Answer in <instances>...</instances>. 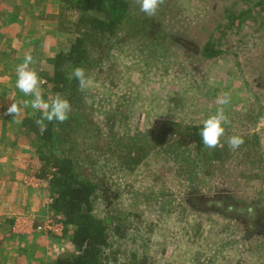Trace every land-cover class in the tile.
Instances as JSON below:
<instances>
[{"label":"rangeland","instance_id":"obj_1","mask_svg":"<svg viewBox=\"0 0 264 264\" xmlns=\"http://www.w3.org/2000/svg\"><path fill=\"white\" fill-rule=\"evenodd\" d=\"M235 1L238 0H164L153 16L162 22L164 34L163 41L152 51L155 56L138 55V48L131 45H125L123 51L112 48L103 64L93 71L94 79L87 87L89 93H94L95 115L99 119L104 109H118L128 115V126L137 129L157 127L161 120L179 121L183 126L202 123L215 113L217 97L228 92L231 102L224 107L230 124L224 126L221 142L243 133L251 145L248 151H227L228 160L211 177L204 175L206 165L193 157L190 143L179 147L183 157L173 153L167 156L158 149L151 165L133 174L120 170L111 153L101 155L102 150H97L99 162L94 172L98 170L109 178L101 187L105 194L96 199L94 212L105 215L111 196L120 194L115 207L124 214L137 215L133 216L137 230L132 228L130 237L123 242L125 251L140 244L146 247V254L154 255L142 264L264 262V234H246L249 228L245 224L222 213L227 212L224 208L232 199L243 205L264 199V25L258 27L249 20L240 28L227 30L221 37V46L227 53L219 58L205 59L194 52ZM29 3L31 8L21 10L10 22L9 15L19 0H0V38L4 32L19 33L20 39L15 42L19 47L21 38L31 29L41 38V56H52L59 36L52 32V21H36L35 16L42 6L49 15L54 14L57 0ZM177 37L185 46L176 42ZM15 69L0 63V90H9L0 96V133L7 145L19 132L18 117L6 114L7 107L16 102L21 107L20 114L34 111L23 107L27 97L15 86ZM98 140L97 145L103 146L104 140ZM21 142L24 146L16 147L21 151L13 157L14 162L6 167L0 165V174L7 180L4 192L0 191V215L6 220L9 211L16 212L15 216L20 215L17 212L28 215L30 211L37 215L48 200L46 180L34 175L39 161L32 155L30 145ZM103 156L107 158L105 163L100 162ZM189 197L195 207L188 204ZM44 218L40 227L52 220ZM27 222L26 219L24 223ZM36 231L50 240L48 252H42L47 259L71 249L67 238H61L62 224Z\"/></svg>","mask_w":264,"mask_h":264},{"label":"trees","instance_id":"obj_2","mask_svg":"<svg viewBox=\"0 0 264 264\" xmlns=\"http://www.w3.org/2000/svg\"><path fill=\"white\" fill-rule=\"evenodd\" d=\"M29 1L19 0L14 12L9 15L10 22L17 19L21 10L31 8ZM42 1L34 0L35 3ZM56 4L54 14L49 15L42 6L35 16L36 21H52V32L59 36L56 52L52 56H41V38L32 34L34 31L31 32V29L21 38L19 48L14 47V40L20 39L21 34L4 32L0 38V63L4 68H16L22 63L25 53L31 52L34 63L30 67L41 79L40 87L45 100L50 101L60 94L72 106L69 118L64 123L45 121L47 127L43 132L35 123L41 116L39 111L19 114L16 116L22 121L18 123L19 132L11 140L12 146L24 140L32 148L39 161L34 175L46 180L49 218L62 224V235L67 234L71 245L70 250L49 259V264L145 263V260L154 257L151 253L146 254L145 246L136 244L134 250L125 251L123 242L136 227L133 216L137 215L130 212L124 214L115 207L120 194L111 196L105 215L99 216L94 212L96 199L105 194L101 187L107 178L98 170L94 172L99 162L97 150H102L101 155L111 153L117 158L120 170L133 174L147 169L152 157L161 149L167 156L173 153L183 157L179 147L183 146L182 143H190L193 157L206 165L204 175L211 177L228 160L227 151L230 149L224 140L223 148H206L199 135L202 123L183 126L179 121L161 120L155 128L137 129V126H128V115L123 111L108 108L101 112L102 117L100 113L99 119V115H95L97 104L94 93H89L87 88L83 92L78 90V82L72 77L73 69L81 66L86 76L94 79L93 71L103 64V58L108 57L109 51L112 48L123 51L125 45L138 48V55L155 56L156 53L152 51L164 38L162 22L141 12L136 0H57ZM2 16L7 18L6 14ZM249 20L253 25L257 23L258 27L264 25V0L232 2L229 10L220 17L206 40L195 47L194 52L205 59L221 57L227 53V49L221 46V37L227 30L235 26L240 28ZM177 38L176 42L185 46L183 39ZM21 52L23 56L19 54ZM237 135L244 139L238 149L248 151L251 148L247 144L248 137L243 133ZM98 139L104 140L103 146L97 145ZM254 142L255 139L252 145ZM106 159L103 156L100 162L105 163ZM187 202L195 207L192 198H187ZM224 209L227 212L222 211L223 215L236 218L239 224L249 228L246 234H264V199L245 205L232 199Z\"/></svg>","mask_w":264,"mask_h":264},{"label":"clouds","instance_id":"obj_3","mask_svg":"<svg viewBox=\"0 0 264 264\" xmlns=\"http://www.w3.org/2000/svg\"><path fill=\"white\" fill-rule=\"evenodd\" d=\"M139 6V10L148 16H154L159 7L164 3V0H136ZM34 63V58L31 52H26L22 63L18 64L15 69L16 88L22 92L26 97L23 101V107H30L34 111L41 113L35 123L39 126L43 132L46 130L45 121L57 123H64L72 111V106L67 98L56 94L50 101L45 100L41 91V79L38 73L30 67ZM72 77L78 82V90L83 92L90 84V79L86 76L85 70L81 66H77L73 69ZM89 103L91 101H88ZM231 102V96L228 92L223 93L217 97L216 103L218 105L214 114L209 115L202 121V127L199 135L202 139V143L206 148L215 149L217 147L223 148L224 143L221 142V138L225 136V125L230 124V120L225 114V107ZM21 107L18 103L12 102L6 109V114L13 117L20 114ZM17 123L22 121L17 120ZM226 144L230 150L235 151L240 148L244 143V139L240 135H231L226 139Z\"/></svg>","mask_w":264,"mask_h":264},{"label":"crops","instance_id":"obj_4","mask_svg":"<svg viewBox=\"0 0 264 264\" xmlns=\"http://www.w3.org/2000/svg\"><path fill=\"white\" fill-rule=\"evenodd\" d=\"M16 40H14V47L19 48L18 45H15ZM7 92H9L8 89L4 91L0 90V96L2 97ZM19 145L24 146V142H20ZM19 145H7L5 138L0 133V165L2 167H6L7 163L11 161L14 162L13 157L21 151L20 149H17L20 147ZM10 149L13 150L9 152ZM2 175L3 174H0V191L3 193L7 180L4 181L5 179H3ZM6 178L9 179L8 176ZM5 191L7 192V190ZM47 202L45 204L46 208H42L41 211L39 209V214L37 215H32V211H30L28 215L17 212V214L20 215L15 216L14 214L16 212L3 211L6 212V214L8 213V216H6L8 217V220L0 215V264H49V259L54 255L47 259V256L42 252H48L50 240H48V237L46 238L44 235L38 234L36 231L37 226L46 219L44 217L49 216ZM17 209L18 208H15V210ZM11 214H13V216ZM30 217L34 218L31 219ZM26 219L28 222L24 223ZM63 237L66 239L67 234H63L61 238Z\"/></svg>","mask_w":264,"mask_h":264},{"label":"built area","instance_id":"obj_5","mask_svg":"<svg viewBox=\"0 0 264 264\" xmlns=\"http://www.w3.org/2000/svg\"><path fill=\"white\" fill-rule=\"evenodd\" d=\"M53 220V219H52ZM52 220H48L45 224H43L44 226L43 227H50V226H54V225H56L55 224V222L54 221H52ZM58 226V225H57ZM43 227H40V224L37 226V229L39 230V229H41V228H43Z\"/></svg>","mask_w":264,"mask_h":264}]
</instances>
